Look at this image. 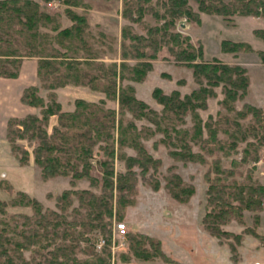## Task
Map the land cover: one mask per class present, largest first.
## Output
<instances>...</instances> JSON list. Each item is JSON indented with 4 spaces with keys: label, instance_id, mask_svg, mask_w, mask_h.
Returning <instances> with one entry per match:
<instances>
[{
    "label": "rangeland",
    "instance_id": "obj_1",
    "mask_svg": "<svg viewBox=\"0 0 264 264\" xmlns=\"http://www.w3.org/2000/svg\"><path fill=\"white\" fill-rule=\"evenodd\" d=\"M34 1L38 2L40 10L44 9L50 17L48 26L40 24V30L54 36L60 29L73 24L68 14L65 13L66 8L84 15L87 26L83 36L89 40L92 51H94V53L86 54L84 49L80 50L74 58L67 60L64 58V64L59 65L60 73L68 70V66L73 68V71L80 72L79 74L84 72L77 82L69 80L57 87L45 88L42 84L46 81L38 75V85L32 86L38 87L37 94L45 105L50 104L48 97L50 92H54L58 102V95L54 90L68 86L75 93H62V98L64 97L65 103H68L69 97L72 96L69 102L73 104V107L67 109L68 107H62L58 102L61 112L81 110L83 107L77 102L82 101L92 106L95 104L104 109L116 110L117 120L120 110L117 97L108 95L104 91L105 88L115 86L118 92L120 88L131 85L136 98L144 101L157 115L163 114V105L155 99L154 89L160 88L164 93L177 90L180 96L184 97L193 89L199 88L193 75V68L189 65L190 61L180 59L173 51L184 48L185 44L170 40L164 44L158 33L160 29L157 32L155 30L161 28L164 21L171 18V14L166 11L172 6L169 0H77V5L70 6L58 0H51L50 3L42 0ZM232 2L233 0H185L184 6L190 10L192 15L191 17L184 15L176 19L174 30L188 37L196 50L201 49V57L196 58L195 62H199L200 59L208 62L217 59L229 65L241 66L247 76L248 87L242 97L232 102L233 110L234 112L243 110L250 105L264 114V61L260 54H264V17L236 11L221 14L201 8L202 3L217 6L227 3L228 6H232ZM53 24L58 25L57 29H52ZM122 29L127 30L129 36L130 34L140 35L146 41L124 38ZM171 31L169 28L168 32ZM73 40L78 41L76 38ZM224 40L246 42L247 50H225L222 45ZM54 44L58 50H65L56 43ZM133 44L136 46L135 50L138 48L148 55L140 58L133 57V54H129L130 50H134ZM18 48L22 53L21 60L33 57L23 55L26 52L22 46ZM152 54L154 56L150 57ZM51 60L58 61V58H51ZM139 61L150 62L151 68L147 70L144 79L134 81L128 77L129 67ZM121 64H124L123 70ZM114 69L117 72L116 76L112 74ZM82 90H86L84 91L86 93L80 92ZM212 90L214 95L208 96L205 106L197 109L202 121V138L207 139V142L191 143V151L198 155L202 154L207 163L199 160L175 159L172 151L182 150L181 142L183 141L179 140L178 131L163 129L166 126L170 128L174 124L176 129L192 131L196 118L191 113L183 115V122L173 118L172 124H166V120H158L159 124L158 122L156 124L151 120V118L157 119L152 112L149 113L150 118L146 115L134 118L131 113H126V118L136 125L137 130H141L138 140L141 141L146 155H150L152 161L147 162L149 168L145 172H142V166H133L138 179L137 191L134 195V203L125 204L121 219H118L119 213L115 208L118 205L116 202L118 193L116 189L114 190L113 215L109 225L110 238L107 239L98 230L89 234L95 241L94 249L98 254L104 249L109 252V264H264V200L260 210L241 208V211L233 212L232 218H229L227 214L216 219L213 216H205L208 212L213 213L214 207L219 208L217 205L222 201H228L232 206L240 204L237 199L238 195L235 193H232L230 197H225V200L222 198L221 201L217 199L219 197L217 194L220 192L209 191V185L212 183L214 185L217 181L216 177L223 176L217 171L216 163L224 169L233 168L235 171H242L243 176L235 173V176L240 179L248 173L252 179L264 185V146L259 148L260 154L257 160L248 158L247 161L234 165V161L239 162L243 158V148L247 146L248 141L253 142V138L248 137L245 141H238L234 147L229 146V140L221 130L218 118L220 113L229 114L230 111H227L221 104L224 99L222 87L216 86ZM75 96L82 97V99H76ZM66 106L71 107L69 104ZM45 108V106H34L35 113L30 114H35L42 119L44 117L42 112ZM11 118L19 117L9 119ZM247 119H241V122L247 124L249 121ZM208 123L214 132L208 129ZM58 125L56 113L48 114L46 123H42V127L48 134H51L53 128ZM116 128L110 131L114 138L116 152L114 157L108 158L103 149H100L105 141L96 142L89 159L92 164L90 170L92 177L79 179H73L70 175L44 177L40 166L35 162L34 150L38 138L30 137L29 132H24L22 137L15 139L14 142L18 149L14 150L5 133L3 144L0 145V170H8V172L5 175L0 171V180L6 181L10 187L8 189L0 181V200L9 202L17 197L19 191H23L35 197L44 210H58L57 197L65 190L87 189L99 193L101 173L98 170L100 169L98 160L106 159L116 177L119 173L126 171V162L118 157V153L122 151L126 156H135L138 153L127 146L123 147V150L119 149ZM60 129L64 130L66 127L60 126ZM211 133L213 135L215 133L216 142L212 139ZM218 141L225 143V149L217 148ZM201 145L204 146L201 147ZM209 147L215 151L211 156L205 153V148L209 149ZM6 153L11 161L15 159L16 162L26 167L24 175L15 174L14 168L4 157ZM138 155L142 156V154ZM94 179L98 180L97 185H94ZM228 189L230 193L237 190L236 188ZM215 190H217L216 185ZM72 199L73 206L77 207L79 205L77 197L72 195ZM5 209L8 213L33 214L31 206L7 204ZM81 212L84 214L85 210L81 209ZM122 223H125L126 236L119 239L123 244L113 253L111 242L115 241L114 234L117 224ZM130 234L138 238L146 235L159 240L160 252L154 253L147 260L137 258L130 250ZM101 238L106 239V243L101 248H97L96 243ZM146 246L153 251L150 244ZM24 255L31 258L33 251L27 250ZM76 256L82 260L91 258L81 251H78Z\"/></svg>",
    "mask_w": 264,
    "mask_h": 264
},
{
    "label": "trees",
    "instance_id": "obj_2",
    "mask_svg": "<svg viewBox=\"0 0 264 264\" xmlns=\"http://www.w3.org/2000/svg\"><path fill=\"white\" fill-rule=\"evenodd\" d=\"M42 1L50 3L51 0ZM58 1L68 6L78 3L77 0ZM169 2L172 6L166 11L171 14V18L164 21L161 28L155 30L157 32L160 29L158 33L161 35L164 44L168 43L167 40L185 44L184 48L173 51L180 59L190 61L189 65L193 68V75L199 84V88L193 89L190 94L184 97H181L177 90L164 93L160 88L154 89L155 99L163 105V114L153 113L155 111L150 109L144 101L137 99L131 85L120 88L118 92L115 90V86L104 89L108 95L117 97L120 109L117 120V111L114 109H104L95 104L92 106V104L78 101L77 103L83 107L81 110L61 112L54 92L49 93L50 104L45 105L42 98L37 94V86H28L23 90L22 102L33 106H45L46 108L42 112L44 117L40 119L35 114H28L24 118H11L7 122L6 136L14 150L18 149L14 142L15 139L22 137L24 132H29L30 137L38 138L34 150L35 162L40 166L44 177L70 175L73 179H79L91 176L92 164L89 159L96 142L105 141L100 149H103L108 158H113L116 154L114 138L110 132L115 127L118 130L116 140L120 146L119 149L123 150V147L127 146L135 149L138 153L135 156H126L122 151L118 153V157L126 162V171L119 173L116 177H114L113 168L109 167L106 159L98 160L100 166L98 170L101 173L99 183L101 191L96 193L87 189L80 191L65 190L57 197L58 210H44L35 197L23 191H19L17 197L12 198L9 202L0 200V264H109V252L104 249L98 254L94 249L95 241L89 234L98 230L107 239L110 238L109 225L113 215L114 190L116 189L118 193L116 198L118 205L115 208L119 213L118 219H121L125 204L134 203V195L137 191L138 179L133 166H142V172H145L149 168L147 162L152 161L150 155H146L141 141L138 140L141 130H137L136 125L129 118H126L127 112L131 113L134 118L145 115L150 118L149 113L152 112L157 119L151 118V120L156 124L157 122L159 124L161 120H166V124H172L173 118L183 122V115L191 113L196 118L192 131L176 129L174 124L170 128L166 126L163 129L165 131L169 129L178 131L176 134L179 136V140L183 141L181 142L182 150L172 151L175 159L199 160L202 163H207L202 154L198 155L191 151V143L199 144V142L202 143L207 140L202 138V121L197 109L205 106L208 96L214 95L213 87L221 86L224 95L221 104L230 112L229 114L220 113L218 121L221 130L229 140V146L234 147L238 141H245L248 137L253 138V142L248 141L247 146L243 148V158L239 162L234 161V165L236 163L239 165L241 162L247 161L248 158L253 160L259 158V148L264 146V114L258 108L250 105H247L243 110H235L234 112L232 105V102L238 97H242L247 91L248 79L244 69L239 65H229L217 59L209 62L200 59L199 62H195L196 58L201 57V49L196 50L188 37L174 30L176 19L184 15L191 17L192 13L185 8V0H169ZM231 4L232 6H228L227 3L217 6L211 3H202L201 8L221 14L236 11L237 13L262 15L264 17V0H233ZM65 13L68 14L73 24L60 29L54 36L41 31L39 28L40 24L47 27L50 17L44 9L40 10L38 2L34 0H0V76L16 77L18 75L22 61V56H20L22 53H20L18 46H22L26 52L23 55L38 57V75L47 83L42 84L43 87H57L69 80L77 82L79 77L84 75V72L79 74L80 72H75L73 68L68 66L69 71L60 73L59 65L64 64V58L66 60L74 58L80 50L84 49L86 54L94 53V51H92L89 40L83 36L87 26L84 15L78 14L70 8H66ZM57 27V24L52 25V29H57ZM169 28L172 30L170 33L168 32ZM122 37L134 38L137 41L145 39L136 34L129 36L125 29H122ZM73 38L78 39V41L73 40ZM54 43L65 50H58ZM222 45L223 49L233 51L247 50L248 46L246 42L232 40H224ZM133 47L134 50L129 51V54L134 55L133 57L140 58L148 55L138 48L135 50L134 44ZM260 54L264 61V54ZM153 56L154 54L150 57ZM51 58H58V61L51 60ZM123 66L124 64H121V68ZM150 68V62L139 61L129 67L130 74L128 77L134 81L142 80ZM112 74L116 76L115 69ZM53 113L57 114L59 125L65 126L66 129L61 130L58 125L53 128L51 134H48L46 129L42 127V123H46L47 115ZM247 118L249 119L247 124L241 122V119ZM208 129L214 132L210 123H208ZM211 134L215 141V133L214 135ZM224 144L218 141L217 148L225 149ZM209 149L205 148V153L211 156L215 151L210 147ZM138 154H142V156ZM217 160L219 159L217 158ZM215 166L223 176L216 177L217 183L210 184L209 191L220 192L217 194L219 195L217 199L221 201L222 198L230 197L232 193H235L238 195L237 199L240 204L232 206L230 202L222 201L221 205H217L219 208L214 207L213 213L208 212L206 217L213 216L216 219L227 214L229 218H232L233 212L241 211V208L261 209V203L264 200V185L262 183L252 179L248 173L241 179L238 178L235 176L236 174L243 176L240 170L224 169L217 163ZM114 178L116 179L114 180ZM0 181L3 182V180ZM3 183L9 189L10 185L6 181ZM97 184L98 180L94 179V185ZM215 185L218 191L215 190ZM228 188H236L237 190L230 193ZM72 195H75L79 201L77 207L72 204ZM178 199L183 200L182 198ZM7 204L31 206L33 214L8 213L5 209ZM81 209L85 210L84 214ZM129 240L130 250L139 259L147 260L154 253L160 252V241L153 237L144 235L138 238L130 234ZM146 244H150L153 251H150L151 249L149 250ZM27 250L33 251L31 258L24 255ZM78 251L91 256L90 260L79 259L76 256Z\"/></svg>",
    "mask_w": 264,
    "mask_h": 264
},
{
    "label": "crops",
    "instance_id": "obj_3",
    "mask_svg": "<svg viewBox=\"0 0 264 264\" xmlns=\"http://www.w3.org/2000/svg\"><path fill=\"white\" fill-rule=\"evenodd\" d=\"M38 60L37 57L25 58L22 60L20 65L19 73L16 77H2L0 76V145H2V141L5 138L7 121L10 117H24L27 114L35 113L34 106L25 104L21 100L23 90L32 85H38ZM81 90V89H80ZM56 91L58 95V102L62 105V107H68L67 109L72 108L71 105V97H69L68 103H65L64 97L62 98V93H73L68 86L57 88ZM86 90H82L80 92H84ZM75 93V92H74ZM73 93V94H74ZM86 93V92H84ZM72 95V94H71ZM76 99L82 97L75 96ZM70 105L66 106V105ZM65 105V106H64ZM6 153L4 157L7 158L8 164L14 168L15 174L18 176L24 175L26 171V167L16 162L15 159L11 161ZM5 158V159H6ZM2 166V165H1ZM5 175L8 170H0ZM13 181V179H12Z\"/></svg>",
    "mask_w": 264,
    "mask_h": 264
},
{
    "label": "built area",
    "instance_id": "obj_4",
    "mask_svg": "<svg viewBox=\"0 0 264 264\" xmlns=\"http://www.w3.org/2000/svg\"><path fill=\"white\" fill-rule=\"evenodd\" d=\"M125 236H126L125 223L117 224L116 232L114 234L115 241L111 242V243H113V245H112L113 253H114L115 249L120 248V246L123 244V242H121L119 239H123ZM105 243H106V239L101 238L96 243V247L101 248L102 246H104Z\"/></svg>",
    "mask_w": 264,
    "mask_h": 264
}]
</instances>
